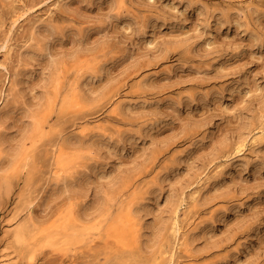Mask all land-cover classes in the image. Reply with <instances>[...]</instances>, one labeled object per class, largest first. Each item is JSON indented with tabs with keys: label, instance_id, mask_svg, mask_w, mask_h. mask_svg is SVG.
I'll list each match as a JSON object with an SVG mask.
<instances>
[{
	"label": "rangeland",
	"instance_id": "rangeland-1",
	"mask_svg": "<svg viewBox=\"0 0 264 264\" xmlns=\"http://www.w3.org/2000/svg\"><path fill=\"white\" fill-rule=\"evenodd\" d=\"M118 1L0 0V264H174L166 260L188 233L195 243L177 245L178 260L264 264V0ZM57 63L64 85L91 66L80 95L94 100L64 113L57 103L19 172L7 163ZM88 115L102 117L91 139L103 144L52 196L53 144L80 141ZM112 182L138 201L137 244L119 243L103 222L79 232L74 250L39 240L70 203L74 216L94 211Z\"/></svg>",
	"mask_w": 264,
	"mask_h": 264
},
{
	"label": "bare ground",
	"instance_id": "bare-ground-1",
	"mask_svg": "<svg viewBox=\"0 0 264 264\" xmlns=\"http://www.w3.org/2000/svg\"><path fill=\"white\" fill-rule=\"evenodd\" d=\"M121 1L122 0L118 2L119 4L122 5L123 2L120 3ZM21 15H23V13L20 14L18 18H20ZM33 38L34 37L32 35L30 39ZM58 64L59 63H57V66H55L54 68L55 71L53 75H51L49 81L51 86L53 85L54 87L52 88L46 87L43 94V99L41 101V108L36 110H31L29 112V123L26 130L25 138H23V140L19 144H17L16 146L17 150L13 151L11 160L7 163V165L10 166L11 168H17L18 166H20L19 172H21L22 169L29 164L28 156L25 154L26 152L25 150L27 149L25 145L26 141L28 139L36 141L38 138L42 137L45 134V131L48 130L47 127L50 126L48 117L51 116V113L55 111V107L57 103H59V111L64 113L66 110L68 111L72 108L85 107L86 105L91 104L94 100L92 99V97H81L80 95L82 82L84 83L83 77L86 76L85 74L84 76L83 73L87 69H90L91 66H86V67L78 66L75 69L76 74L69 81H67L68 83H65L64 85V79L67 78V74H62V78H61V75H59L58 72L62 73L63 70L59 71L60 68H58L59 67ZM61 79H63V85L60 84ZM9 82H10V78L8 77L7 83ZM65 87H66V91L64 92ZM13 90H14V78L12 79V85H9V87L4 91L3 99L6 100L13 93ZM112 99L113 98L110 99V103H112L113 101ZM4 100L2 103H4ZM4 105L6 104L4 103ZM119 106H120V102H118L113 106L111 112L115 114L119 110ZM84 118L80 123L81 128L79 130V134L82 137L80 141L78 140L76 141V143L72 144L73 142L70 143L68 142V140L64 139L61 142L60 141L55 142L53 144V148L51 147L52 148L51 149L52 151L50 153L51 162L49 164V167L51 168L50 171L52 170L54 171L52 173L54 176L53 178L51 177L52 180L50 182V186L47 192L50 193V195L52 196L58 192L60 193L67 192L69 189L72 188V185H74L73 174L77 171L78 169L77 167L80 165L81 166L85 165L86 168L87 163L85 161L88 160L87 157L88 153L91 152L93 149L97 148L98 144L100 143L103 144V139L100 140L91 139L93 138V135L94 136L97 134L99 135L101 134L100 131L104 130V127L99 123V120H101L102 117L98 118V116L93 117L92 115L91 116L88 115V116H84ZM77 123L78 121L75 124ZM85 137L90 138V140L88 139L85 140L84 139ZM25 156L27 157V159ZM76 173H78V171ZM80 173H82V171ZM83 173L85 172L83 171ZM154 183H157L156 180H154ZM118 186L114 187L112 182V184L110 185L109 183V186L107 187L118 189ZM113 189L111 190L107 189L106 191H104L103 198L101 199V201H98L96 203V209L92 212H86V213L83 212L82 214H76L74 216L73 212L75 210L74 206L76 205L75 204L76 201L74 203H70V205L68 203L67 206L69 205V207H66L67 208L66 210L62 208L61 212L58 211L59 215L60 213L62 214V212H64L63 213L64 215L62 216L63 220L59 218L56 221L58 223H52L48 227H40L41 230L40 232L43 233V236L42 238H39V240H41V242H43V244L45 245H54L56 244V242L64 238L63 248L66 251L74 250L79 245L76 244V242L78 241L80 242V240H78L79 237H77V235H80L78 234L79 232H82L84 230L86 231L88 230L89 227L91 226L94 227L100 222H103L104 226H106V231H108V234H110V236L112 237L114 236V238L119 243L124 242L123 244L129 245L130 241H134L137 244L140 240L139 237H140L141 228L138 227L137 229H135V231L132 230L134 229L138 221V218L136 217V213L134 212V204L138 203V201L127 203L125 202V199L122 198L124 190H121V188H119L118 190L116 189L117 191H114ZM146 192L147 191H145V193ZM166 193H169L166 196L167 197L166 201L171 202L173 200V195H172L173 192L170 193L167 191ZM156 195L158 197V194ZM143 197L144 196H142L141 199H143ZM71 199H73L72 196L71 198L68 197V200ZM193 199L195 204H198V198L195 196ZM31 203L32 202L30 201L29 206H27V208L30 207ZM113 209H115V213H112ZM199 228L203 229V227L201 228V226ZM199 228L197 229L199 230ZM197 229L194 230L196 231ZM23 230H24L23 227H18L14 230L13 233L14 238H16L17 241L20 240L24 241ZM180 230L181 227L178 226L176 231L180 233ZM133 232H134V236L132 234ZM189 235L190 233L186 234L179 241V243H177L175 247L172 248L171 254L167 258L168 260H166V263L174 262V264H183V262L181 261H185L186 263L184 262V264H192L191 261L193 260V256L189 253H187L188 255H184L183 260L180 257L179 258L181 260H178L177 257V252H178L177 245L184 248L186 252H190L189 245L192 242L195 243L194 242L195 238L192 237V235L190 236ZM88 237H84V239L86 240V238ZM71 240H75V241L72 242ZM88 241H90L89 238ZM81 243H85V242L81 241ZM28 251H29L28 256L30 261H34L38 252H34L33 249H28ZM2 264H12V263H9V261H4Z\"/></svg>",
	"mask_w": 264,
	"mask_h": 264
}]
</instances>
